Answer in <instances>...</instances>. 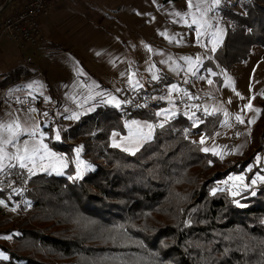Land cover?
<instances>
[{
	"label": "trees",
	"instance_id": "obj_1",
	"mask_svg": "<svg viewBox=\"0 0 264 264\" xmlns=\"http://www.w3.org/2000/svg\"><path fill=\"white\" fill-rule=\"evenodd\" d=\"M172 1L177 0L163 3ZM240 6V12L221 9L226 32L216 53L227 70L252 47L264 48V0H243ZM19 76L12 74L8 82ZM172 81L148 82L134 94L154 98ZM160 103H127L122 112L104 106L74 126L72 135L85 137L83 155L94 167L78 178L31 175L24 195L29 203L12 228L0 231L7 255L0 264H264V182L236 197L213 192L229 174L243 172L254 154L226 168L223 159L189 138L210 134L216 116L198 112L203 120L195 127L179 113L159 123ZM131 119L155 124L151 139L134 152L110 140ZM63 143L52 145L71 155L72 144ZM14 170L0 173V194L25 177L24 170Z\"/></svg>",
	"mask_w": 264,
	"mask_h": 264
},
{
	"label": "rangeland",
	"instance_id": "obj_2",
	"mask_svg": "<svg viewBox=\"0 0 264 264\" xmlns=\"http://www.w3.org/2000/svg\"><path fill=\"white\" fill-rule=\"evenodd\" d=\"M117 1L109 0V2H113V7L116 6ZM140 2L142 4L140 12H143L146 9L144 5H148L149 0H140ZM242 2L243 0H221L219 5L214 6L213 0H201L200 3L202 5L199 6L205 8V14L202 16L204 18L203 27L199 29L202 33L199 37L197 36L198 27L188 24L183 25L182 31L178 32V34H170L165 31L158 37V40L143 38L144 40L141 39V43L136 46H131L125 41L123 48L118 46L117 49L112 46L109 51V66L113 65L112 61L117 57L118 61L123 60L124 63H120L119 66L123 64L126 71L127 66H129L135 74V83L139 86L131 87L128 84L117 87L116 93L109 96V100L111 99L114 102L108 103V107L122 112L127 105L123 98L124 92H138L148 82H155L160 78L170 77L173 81L167 85L169 88H163L161 95H156L154 98H150L147 95L148 98L160 100L161 102L158 105L159 109L155 110L157 117L167 120L178 113L186 114L191 117L192 126H199L203 119H200L195 112L201 110L209 116H216L215 121L217 123L214 125L215 128L210 131V134L201 131L189 136V138L199 144L201 150L208 148L210 151L207 152L213 154V151H215L218 153L217 156L222 157L221 159L224 160L226 168L230 165L233 166L237 162L244 161L249 157V154H254L253 162L243 172H233L224 180L218 182L215 189L232 197H236L245 190L255 187L260 181L264 182V180L259 179V177L264 176V48L260 46L252 47L243 62L236 63L228 70L220 64L216 53L223 43L226 32V21L221 15V9L226 8L240 12L242 11L240 6ZM98 7H100L99 4ZM156 11L157 14L152 10L149 13L154 14V19L157 22L165 23L169 21V19H165V15H169L168 11L159 10L158 8H156ZM108 13L111 14V11ZM154 19L152 22H154ZM188 19L190 21L192 17L188 16ZM140 33L143 34L144 31L141 30ZM181 42L185 45L190 44V46H176ZM213 46L216 48L215 51H212ZM120 50L123 52L122 55ZM32 64L33 62H28L25 63V66H31ZM190 68L191 70H189ZM110 70L112 72V68ZM153 75L159 78L154 81L151 79ZM173 85H175V90L170 89ZM84 92L85 90L83 91V88H81L80 92L75 95V100L78 102L75 107L74 105L62 103L65 107L60 108L57 105V110H51L52 105H49L51 97L48 91L43 103L37 101L35 96L30 98L24 96L18 99V104L22 103L24 99L29 101L28 106H23L22 110L25 109L24 111L28 110L27 107H40L39 115L43 117L45 128L43 131L41 127V132L39 130L37 136L34 138L28 137L25 140H20L21 132H19V135L12 137L11 142L7 144L3 143V141L9 140L10 134L7 135L3 129H0V149H2L0 156H3V159L0 160V164L3 165V167H0V173L14 169L25 171V177L18 186L11 188L8 193L0 194V231L12 228L22 211V205L29 203L24 195L27 188L31 189L29 185L31 175L36 173L68 174L69 176L77 177V159L84 162L80 166L79 170L82 174L79 177L94 167L90 157L83 155L85 137L81 136L78 139H74L72 135V128L88 114L89 110L94 109V107L88 108L84 104L87 100ZM72 96L74 95L65 97L72 98ZM116 102H119V106H117ZM249 104H251V108L245 107ZM17 107L19 108L18 105ZM192 108H195L194 112L190 111ZM255 109L260 111L257 112ZM157 113L163 114L157 115ZM237 115L243 119V123L235 119ZM42 120L41 123L43 122ZM132 121H137L141 126L142 135L140 137L132 140L127 139L129 129L126 126L125 132L117 130L112 132L110 137L112 145L114 143L119 144L120 146L117 148L128 149V152H134L144 142L150 140L155 127L153 122L132 119L125 121L124 125ZM249 121L254 122L249 123ZM147 125L152 127L149 128ZM41 133L44 137L41 136ZM57 133L60 135L59 140L55 139ZM202 137L204 138L203 143H201ZM41 139L43 144L47 145L48 150L64 159L67 167L59 171H53V166L58 167V165L48 159L42 161L40 156L44 155L43 151L33 157L35 166L31 162L26 161L27 167L22 168L19 166L20 161L11 158L18 154L23 155L25 146H27L29 151L33 147H39ZM25 142H27V145H25ZM63 142L72 144L71 155L54 148L52 145L53 143L57 145ZM77 148H81L78 157L75 151ZM42 167L44 170H41ZM29 168L32 169L31 173ZM247 175H251L249 180ZM230 177L233 179H230ZM236 177H243V180L235 179ZM0 178H2L1 175ZM253 180H256L255 184L252 183ZM1 188L3 186L0 183V191ZM233 193H236V195H233ZM7 238L10 239V235ZM6 257V253L0 249V260H4Z\"/></svg>",
	"mask_w": 264,
	"mask_h": 264
},
{
	"label": "crops",
	"instance_id": "obj_3",
	"mask_svg": "<svg viewBox=\"0 0 264 264\" xmlns=\"http://www.w3.org/2000/svg\"><path fill=\"white\" fill-rule=\"evenodd\" d=\"M49 3L50 12L42 19L46 41L41 48V56L32 61L31 66H25L28 62L15 45L5 38L0 41V125L11 124L15 127L19 124L20 140L34 138L41 127L43 131L45 128L43 117L39 115L40 107H27L28 110L24 111L23 102L29 101L24 99L18 104L20 97L35 96L37 101L43 103L48 91L51 97L48 104L52 105L51 110H57V105L65 107L62 103L75 107L78 104L75 95L83 88L87 99L84 104L88 108L94 107L88 112L91 114L108 105L109 96L116 93L117 87L136 85L135 74L130 67L127 66L126 71L123 64L119 66L124 63L123 60L118 61L117 57L112 61L113 65L109 66L110 47L123 48L125 41L136 46L143 38L158 40L165 31L178 34L183 25L198 27L191 23L192 19L188 21L185 13L192 11L201 24L205 14V8L201 6V12H195V7L189 9L188 0L166 4L163 0H149L143 12H140V0H118L114 7L109 0H49ZM156 8L169 12V15H165L168 22L161 23L154 19V14L149 11L157 14ZM177 12L181 15L177 16ZM185 20L188 22L185 23ZM176 46L190 44L181 42ZM120 54H123L122 50ZM111 68L112 72L109 71ZM18 72L19 79L8 82V78ZM70 95L74 96L66 98ZM158 118L159 123L165 121Z\"/></svg>",
	"mask_w": 264,
	"mask_h": 264
},
{
	"label": "built area",
	"instance_id": "obj_4",
	"mask_svg": "<svg viewBox=\"0 0 264 264\" xmlns=\"http://www.w3.org/2000/svg\"><path fill=\"white\" fill-rule=\"evenodd\" d=\"M49 12V0H0V41L5 38L15 45L26 62L35 61L41 56V48L46 41L42 19ZM123 98L125 103L134 107L150 105L148 96L135 95L133 91L124 92ZM23 105L28 106L29 102Z\"/></svg>",
	"mask_w": 264,
	"mask_h": 264
},
{
	"label": "snow or ice",
	"instance_id": "obj_5",
	"mask_svg": "<svg viewBox=\"0 0 264 264\" xmlns=\"http://www.w3.org/2000/svg\"><path fill=\"white\" fill-rule=\"evenodd\" d=\"M200 2H201V0H188V7H189V9H192L193 7H195V12H201V9H200V6H199L200 5ZM220 3H221V0H213L214 6L215 5H219ZM176 15L177 16H180L181 13L177 12ZM184 15L192 16L191 23L198 25L197 36L199 37L202 34L199 29L203 27V24L200 23V20H198L196 18L195 14L192 11H189L188 13H185ZM201 15H203V13H201ZM187 22L188 21L185 20V23H187ZM215 50H216V48H215V46H213L212 51H215ZM183 59L190 60L191 58H183ZM197 60H199V58H197ZM189 70H191V68ZM152 78L153 79H157L158 77H156L155 75H153ZM209 83H211V81H209ZM135 86H139V85L137 84ZM172 89L175 90V85L172 86ZM237 95H239V93H237ZM113 102L114 101L111 100V99L107 101V103H113ZM116 103H117V106H119V102H116ZM245 107L251 108V104L246 105ZM255 111L259 112L260 110L259 109H255ZM162 114L163 113H157V115H162ZM235 119L238 122H240V123H243L244 122L243 119L239 115H237L235 117ZM252 122H254V121H249V123H252ZM125 126L129 129V136L127 137V139L132 140V139L138 138V137H140L142 135L141 126L138 124L137 121H132L130 123H126ZM193 126H195V125H193ZM147 127L151 128L152 126L151 125H147ZM0 129L6 130V131H8L11 134L9 140L3 141V143H5V144L11 142V138L19 135V132H20V126H19V124H16L15 127H13V125H11V124L10 125H7V126L0 125ZM34 134L35 133L33 132V135ZM114 135H116V134H114ZM41 136H43V134H41ZM147 138H150V137H147ZM55 139H57V140L60 139L59 133L56 134ZM203 139L204 138L202 137L201 138V143H203ZM25 145H27V142H25ZM113 146L119 147L120 145L114 143ZM127 150L128 149H125V151H127ZM0 151H2V149H0ZM41 151H43V153H44V155L40 156V159L42 161L45 160V159H48V160L54 162L55 165H58V167L53 166V171H59L62 168L67 167V163L64 161V159L62 157L56 156L55 153H52L50 150H48L47 145H44L43 144L42 139L39 142V147H33L31 149V151H29V149L27 148V146H25V148H24V154L23 155L18 154L15 157H11V158L20 161V165L19 166L22 167V168L27 167L26 161L27 162H31L33 164V166H35V161H34L33 157L37 153H39ZM75 151H76L77 157H78L79 156V153L81 151V148H77V149H75ZM203 151L207 152V151H210V149L205 148V149H203ZM213 154L214 155H217L218 153H216L215 151H213ZM2 159H3V156H0V160H2ZM83 163H84L83 161H80L79 159H77V169H78V171H77V178L82 174L79 169H80V166L83 165ZM0 167H3V165L0 164ZM41 170H44V168L42 167ZM29 172L30 173L32 172V169L31 168H29ZM70 179H71V177H70ZM230 179H233V178L230 177ZM235 179L243 180V177H236ZM259 179L260 180H264V176L259 177ZM252 183L255 184L256 183V180H253ZM215 191H216V189H213V192H215ZM233 195H236V193H233Z\"/></svg>",
	"mask_w": 264,
	"mask_h": 264
}]
</instances>
